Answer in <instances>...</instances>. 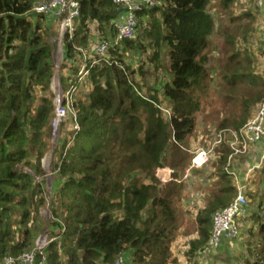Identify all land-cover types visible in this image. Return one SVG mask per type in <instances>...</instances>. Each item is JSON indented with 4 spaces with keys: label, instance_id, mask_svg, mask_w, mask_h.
I'll use <instances>...</instances> for the list:
<instances>
[{
    "label": "trees",
    "instance_id": "trees-1",
    "mask_svg": "<svg viewBox=\"0 0 264 264\" xmlns=\"http://www.w3.org/2000/svg\"><path fill=\"white\" fill-rule=\"evenodd\" d=\"M36 1L0 0V264L6 256L32 247L34 235L28 224L40 217L44 205L41 185L34 176L44 174L41 158L53 116L51 98L45 95L50 96L55 71L50 28L57 31V25L50 17L31 11ZM78 1L73 36L62 40V67L69 65L62 87L76 79L82 66L79 51L92 46L87 48L91 37H114L112 21L120 12L112 0ZM233 1L222 0V8H229ZM209 3L162 0L161 6L138 11L141 34L154 46L167 47L171 77L163 92L172 103L167 121L154 98L140 93L133 72L120 57V44L108 48V56L115 57L117 65L86 64L84 80L89 91L80 99V88L75 94L79 131L62 143L54 165L60 182L52 210L62 221L56 219L51 226L59 235L61 222L65 231L46 247V264H114L117 256L126 253L131 257L127 264L176 262L171 244L182 223L177 208L181 183L174 174L173 181L161 185L155 170L166 161L164 151L170 139L176 149L169 158L171 167L185 168L190 156L181 143L191 134L199 110L193 91L201 88L207 75L202 61L214 28ZM134 40L121 43L134 48ZM252 75L225 80L233 84L251 79L250 87L261 86L264 94V81ZM36 90L43 93L38 105ZM234 127L238 129L237 123ZM229 152L221 146L212 155L219 158L215 165L220 166L216 172L222 179ZM210 161L205 168H210ZM223 184L214 200L205 202L196 214L195 237L185 253L188 264L200 263L195 257L210 236L213 213L232 200L229 182ZM257 233L261 252L246 264H264V222Z\"/></svg>",
    "mask_w": 264,
    "mask_h": 264
},
{
    "label": "rangeland",
    "instance_id": "rangeland-1",
    "mask_svg": "<svg viewBox=\"0 0 264 264\" xmlns=\"http://www.w3.org/2000/svg\"><path fill=\"white\" fill-rule=\"evenodd\" d=\"M209 2L207 8L214 20V28L208 37L209 46L202 61L207 75L201 84V88H196L192 94L194 100L199 104L194 128L186 141L181 143V146L187 150L209 148L221 129H234L235 123H237L238 129L241 128L255 115L257 109L264 105V94L260 92L261 86L257 85L256 88H251L249 85L251 79L245 80L244 83L236 81L233 84H228V81L225 80V78L232 75L241 76L242 74L252 73V76L256 79L261 80V82L264 81V21L260 17L258 19L252 17V15L246 16V14H250L249 12L259 15L254 0H234L229 8L224 9L222 8V0H209ZM161 4L162 0H159L154 7L161 6ZM140 29L139 26L137 38L134 40L135 47L128 48L120 42L118 52H120L124 64L133 72V80L142 96L154 98V101L160 107L162 118L167 121L172 109L171 101L163 92L164 85L170 81L171 77L168 70L167 47L164 44L160 48L154 46L148 37L141 34ZM50 30L53 32L49 43L53 47L55 71L50 84V96L49 94L45 96L51 98L53 115L54 99L57 92L54 83L56 84L59 81L61 85L64 84L63 79L69 73V65L66 68L62 67L64 58L62 41L59 42L55 27L51 26ZM97 40V36L91 37L88 40L87 48L94 45ZM79 52L81 53V51ZM78 63L77 61L75 65H78ZM77 87L80 88L77 99L82 98L89 91V85L84 78ZM67 88L68 86H64V89ZM41 97H43V93L36 90V105L39 104ZM71 127L70 121L65 120L60 126L57 137L52 139L49 135L47 150L41 158L44 174L34 176L35 181L41 185L44 201L43 207L39 210L40 217H34L28 224L34 238L45 232H50V236L54 235L57 228L52 227L51 222H55L54 219L62 221L60 217L53 215L52 210L59 194L56 183L60 182L57 170H54V165L59 160L62 143H66L73 133ZM173 141L174 139L169 140V144L164 151L166 161L163 166L171 167L169 158L171 160V153L175 149L172 146ZM212 157L215 161L212 162L209 169L217 171L220 166L215 164L219 158L217 155ZM188 163L189 156L185 162V167ZM206 165L202 166L200 170L205 169ZM231 166L236 167L235 169H241L242 167L240 173H244L252 166L255 167L252 176L256 175V180L254 181L255 177L251 178V187L247 191L249 199L247 210L250 211L251 215L248 220L245 219L246 221L243 220L244 217L240 218L242 221L240 220L239 237L232 242H227V245L224 244L222 251L216 252V254L213 253L208 257L196 255L195 260L196 262L199 261V264L252 263L255 260L256 252L259 253L262 249V239L257 231L258 225L264 222V185H262L264 178V148L250 147L249 152L243 156V162L236 163L234 159ZM25 170L30 172L28 168ZM257 183L256 186H260L259 189L254 188V184ZM160 184L164 185L161 182ZM185 187L187 189V185ZM188 188L190 187L188 186ZM193 196L191 191L187 189L186 196H183L177 202V208H180L184 218L171 244L173 258L176 260L174 264H188L185 253L188 250L189 242L195 237L193 235L195 223H192L191 219L194 220L197 212L202 210L205 204L203 193ZM129 260H131L129 253L122 256V264L129 263Z\"/></svg>",
    "mask_w": 264,
    "mask_h": 264
},
{
    "label": "built area",
    "instance_id": "built-area-1",
    "mask_svg": "<svg viewBox=\"0 0 264 264\" xmlns=\"http://www.w3.org/2000/svg\"><path fill=\"white\" fill-rule=\"evenodd\" d=\"M158 1L112 0L115 6L120 8V12L112 21L114 37L98 38L96 43L88 50L80 49L82 52V66L77 73L76 79L68 81L67 89H64L59 81H55L57 82L56 84L54 83V88H57V92L54 99L53 116L49 123L50 138L53 139L58 136L60 126L65 120L70 121L73 134L79 131L75 94L79 89L77 85L82 82L87 73L86 64L90 62V65H93L103 62L117 65L118 62L115 57L110 58L108 56L109 46L119 45L122 40H134L138 32V11L153 7ZM254 2L264 21V0H254ZM79 8L78 0H37L33 4L31 11L52 19L53 23L57 25L58 39L61 42L65 35L69 38L73 36L74 20L79 16ZM69 144L70 142L67 146ZM221 146H225L230 150L225 164V172L232 178L236 194L226 207L215 211L212 215L210 236L202 249L198 251V255L206 257L213 254L222 241L232 242L240 235L239 220L247 214L249 200L246 196V191L255 167L252 166L244 173H240L241 170L230 167V165L236 157H243L247 154L250 147L264 148V105L260 106L255 115L241 128L237 130L221 129L209 148L199 150L182 148L190 155L189 167L185 173L189 174L190 170L198 169L208 164L215 150ZM65 151L62 154V158L65 155ZM60 163L61 161L59 165ZM173 175L174 170L169 167L162 166L155 170V177L162 184L173 181ZM56 221L58 222V220ZM64 231L65 227L60 222L59 235L63 234ZM59 235L55 233L50 236V232H45L36 236L29 250L18 255L6 256L2 264H46L45 249L49 243L59 239ZM114 264H122V255L115 258Z\"/></svg>",
    "mask_w": 264,
    "mask_h": 264
},
{
    "label": "crops",
    "instance_id": "crops-1",
    "mask_svg": "<svg viewBox=\"0 0 264 264\" xmlns=\"http://www.w3.org/2000/svg\"><path fill=\"white\" fill-rule=\"evenodd\" d=\"M250 15H252V17H257L258 19L262 18L260 13H259V15H256L254 12H250ZM187 158H188V156H187ZM214 161L215 160L213 158L210 162L212 163ZM189 162H190V156H189ZM235 162L236 163L243 162V157L242 156L236 157ZM188 167H189V163L187 164V167H185L183 169H179V168L177 169V168L170 167L174 170V174L177 176L176 182L178 184L181 183V193H182L181 198L183 196H186L187 189H188L189 191H191L192 197H194L193 195H201V193H203L204 194V196H203L204 201L210 202V201L214 200V197L217 196V193L222 189V187H224L223 181L229 182L228 186H230L233 190V193H234L233 197L235 196L236 189L234 187L233 180L230 177V175H228L226 172H225V174H226L225 178L222 179V177L219 175L218 172L214 171L213 169H209V168L208 169L205 168L202 170H200V168L192 169V170H190L189 174H186L185 172L188 169ZM233 168H236V167H233ZM237 169H239V168H237ZM241 169H242V167H241ZM241 169H239V170H241ZM252 175H253V173H252ZM255 180H256V177L254 178V181ZM186 185H187V189L185 187ZM256 185H258V183L254 184V188L259 189L260 186L257 187ZM262 185H263V183H262ZM188 186L190 188H188ZM250 187H251V185H250V181H249V186H248L247 191L250 189ZM181 198H180V200H181ZM178 209L180 210L179 207H178ZM250 215H251L250 211L247 210V214L244 216L243 220H245V219L248 220ZM181 217H182L181 220L183 222L184 215L181 214ZM240 220L242 221V219H240ZM240 220H239V223L241 222ZM191 222L195 223L194 220H192V219H191ZM224 244L227 245V242L220 244V246L218 247L216 252L222 251L224 248Z\"/></svg>",
    "mask_w": 264,
    "mask_h": 264
},
{
    "label": "clouds",
    "instance_id": "clouds-1",
    "mask_svg": "<svg viewBox=\"0 0 264 264\" xmlns=\"http://www.w3.org/2000/svg\"><path fill=\"white\" fill-rule=\"evenodd\" d=\"M159 167H162V166H159ZM164 167H166V166H164ZM158 168V167H157ZM170 168V167H169ZM172 169V168H171ZM174 178V177H173ZM160 182V181H159ZM247 192V191H246ZM247 196V195H246ZM248 198V197H247ZM249 200V199H248Z\"/></svg>",
    "mask_w": 264,
    "mask_h": 264
}]
</instances>
